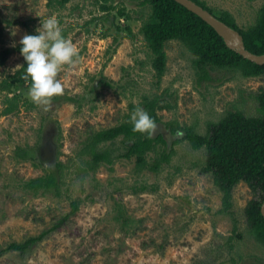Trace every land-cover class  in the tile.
Here are the masks:
<instances>
[{"label":"rangeland","instance_id":"1","mask_svg":"<svg viewBox=\"0 0 264 264\" xmlns=\"http://www.w3.org/2000/svg\"><path fill=\"white\" fill-rule=\"evenodd\" d=\"M142 1L71 0L61 7L57 0H0V53L54 14L80 57L61 68L64 92L47 105L31 99V83L17 84L9 96H17L20 107L5 115L6 93L0 92V250L56 227L24 254L5 252L0 264H264V246L246 217L255 193L239 183L233 214L221 213L223 194L204 171L205 149L183 140L159 173H137L135 160L119 158L126 151L119 138L100 147L114 152V164L85 171L81 154L88 136L128 121L145 95L161 97L153 136L162 134L171 149L185 135L173 134L171 125L205 134L208 123L228 111L253 116L251 94L264 88V75L232 70L213 69L211 81L199 82L195 55L178 40L166 43L167 71L159 82L142 33L151 10ZM202 1L217 15L229 11L244 30L264 5ZM23 64L21 53L12 54L0 81ZM19 147L36 160L18 159ZM46 174L55 176L59 189L34 194L24 188Z\"/></svg>","mask_w":264,"mask_h":264},{"label":"trees","instance_id":"2","mask_svg":"<svg viewBox=\"0 0 264 264\" xmlns=\"http://www.w3.org/2000/svg\"><path fill=\"white\" fill-rule=\"evenodd\" d=\"M70 1L57 0V5L65 7ZM192 1L237 30L243 36L248 51L256 55L264 54V5L257 13L255 24L244 30L239 27L229 11L217 15L206 2ZM142 3L148 5L151 10L142 26V33L151 51L152 67L159 82L167 71L166 43L171 40L182 42L195 55L193 64L199 82L211 81L213 69L238 71L244 77L254 78L264 75V64H256L244 58L238 51L229 48L215 28L182 4L175 0H144ZM25 26H28V23ZM29 33L34 31L30 30ZM20 47L19 44L16 47L6 48L0 53V68L6 64L12 54L21 53ZM26 66L27 61L24 58L23 66L16 73L0 81V92L6 93L5 115L16 112L20 107L21 100L17 96H9L13 87L17 84L31 83L30 77L26 75ZM251 99L255 101L253 116H247L241 110L228 111L218 122H209L205 134L198 133L195 126L171 125L173 134L177 131L185 133L182 139L173 142L171 149L162 134L153 136V130L151 135L134 131L130 118L114 127L93 132L85 141L81 154L85 171H97L103 164H114V152L100 147L122 138L126 151L120 154L119 158L135 160L137 173L143 171L159 173L165 165L171 163L176 153L175 146L183 140L188 141L194 149L206 150L204 171L212 173L215 185L223 194L221 213L233 214V191L239 183H247L255 193L246 207V217L251 235L264 246V217L261 212L264 202V88L258 93L251 94ZM161 102V97L158 95H145L138 105L144 106L149 111L156 125L161 122L159 110L164 109ZM15 155L24 161L36 160L23 147L17 148ZM62 167V164H59V168ZM49 187L59 189L52 174L32 178L24 184V188L34 194L41 193ZM73 205L72 213L78 209L76 202ZM55 229L44 231L39 236L30 237L23 242L10 243L5 249L0 250V258L7 251L26 253ZM236 229L235 223L234 231Z\"/></svg>","mask_w":264,"mask_h":264},{"label":"clouds","instance_id":"3","mask_svg":"<svg viewBox=\"0 0 264 264\" xmlns=\"http://www.w3.org/2000/svg\"><path fill=\"white\" fill-rule=\"evenodd\" d=\"M19 43L27 61L26 75L31 79L29 95L37 104L47 105L53 97L63 94L64 84L58 73L65 64L77 63L78 49L71 38L63 34L54 14L43 18L35 32L25 33ZM130 120L137 132L151 135L157 127L154 117L142 105L131 112Z\"/></svg>","mask_w":264,"mask_h":264},{"label":"water","instance_id":"4","mask_svg":"<svg viewBox=\"0 0 264 264\" xmlns=\"http://www.w3.org/2000/svg\"><path fill=\"white\" fill-rule=\"evenodd\" d=\"M175 1L200 16L204 21H206L209 25L215 28V30L224 38L225 43L229 48L238 51L244 58L256 64H264V54L256 55L248 51L245 47L243 36L237 30L231 28L225 22L217 18L214 14H212L196 2H193L192 0ZM261 212L264 217V202L261 208Z\"/></svg>","mask_w":264,"mask_h":264}]
</instances>
